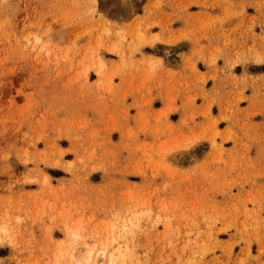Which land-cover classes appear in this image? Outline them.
Listing matches in <instances>:
<instances>
[{
    "label": "rangeland",
    "instance_id": "rangeland-1",
    "mask_svg": "<svg viewBox=\"0 0 264 264\" xmlns=\"http://www.w3.org/2000/svg\"><path fill=\"white\" fill-rule=\"evenodd\" d=\"M89 250L264 264V0H0V264Z\"/></svg>",
    "mask_w": 264,
    "mask_h": 264
},
{
    "label": "bare ground",
    "instance_id": "bare-ground-1",
    "mask_svg": "<svg viewBox=\"0 0 264 264\" xmlns=\"http://www.w3.org/2000/svg\"><path fill=\"white\" fill-rule=\"evenodd\" d=\"M87 254V256H84L85 258L81 259L83 262L80 260L82 262L80 264H91L93 251L89 250ZM116 257L117 256L113 255V253H107L106 250L102 251L101 253L102 261L106 262V264H116V260L119 259L118 257Z\"/></svg>",
    "mask_w": 264,
    "mask_h": 264
}]
</instances>
